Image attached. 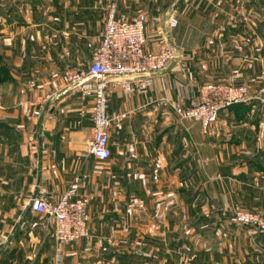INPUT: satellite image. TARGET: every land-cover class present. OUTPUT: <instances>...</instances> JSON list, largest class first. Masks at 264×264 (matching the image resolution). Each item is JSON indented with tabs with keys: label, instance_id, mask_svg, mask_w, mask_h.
I'll use <instances>...</instances> for the list:
<instances>
[{
	"label": "crops",
	"instance_id": "1",
	"mask_svg": "<svg viewBox=\"0 0 264 264\" xmlns=\"http://www.w3.org/2000/svg\"><path fill=\"white\" fill-rule=\"evenodd\" d=\"M113 1L146 13L144 49L166 39L178 57L144 90L109 81L121 128L98 162L82 155L93 97L68 75L87 69ZM233 77L264 86V0H0V264H53V225L27 207L38 177L56 202L76 175L89 231L59 247L64 264H264V234L231 211H264V104L223 109L206 131L169 106Z\"/></svg>",
	"mask_w": 264,
	"mask_h": 264
},
{
	"label": "built area",
	"instance_id": "2",
	"mask_svg": "<svg viewBox=\"0 0 264 264\" xmlns=\"http://www.w3.org/2000/svg\"><path fill=\"white\" fill-rule=\"evenodd\" d=\"M158 20L157 17L153 18ZM147 16L138 12L132 17L116 14V3L107 7L103 33L98 44L88 43L90 61L85 71L68 75L71 82L81 83L78 90L83 96H92V134L82 155L92 156L98 162L110 159V132L118 133L121 118L108 112L107 87L109 81L117 79L123 91L134 93L152 85L157 74L166 70L176 58L175 48L166 39L157 50L144 49ZM169 25H174L171 20ZM165 26V24L163 25ZM84 81H82L84 78ZM252 99L264 104V86L255 90L240 79L233 77L228 82H205L197 93L190 92L188 104H169L179 119L193 120L201 124L204 131L216 121L220 111L234 104L247 103ZM33 115H38L35 110ZM80 176L73 177L69 186L56 202H50L36 195L31 210L43 215L53 225L52 236L56 245L53 264H64L60 246H69L75 240L88 234L89 213L85 198L79 193ZM237 222L248 224L264 233V213L247 212L241 206H233Z\"/></svg>",
	"mask_w": 264,
	"mask_h": 264
},
{
	"label": "rangeland",
	"instance_id": "3",
	"mask_svg": "<svg viewBox=\"0 0 264 264\" xmlns=\"http://www.w3.org/2000/svg\"><path fill=\"white\" fill-rule=\"evenodd\" d=\"M178 56H176V58H177ZM256 89V88H255ZM0 96H1V94H0ZM235 204H237V205H239V206H241V208L243 209V210H245V211H247V212H255V213H264V211H248V210H246V209H244L243 207H242V205L241 204H239V203H234V204H232V207L231 208H233V206L235 205ZM231 211H232V218H233V220L235 221V222H237L236 220H235V218H234V215H233V209H231ZM47 220V219H46ZM46 222V221H45ZM237 223H239V222H237ZM240 224H243V223H240ZM248 225V224H247ZM251 226V225H250ZM252 227V226H251ZM258 234H264V233H260V232H258L254 227H252Z\"/></svg>",
	"mask_w": 264,
	"mask_h": 264
},
{
	"label": "water",
	"instance_id": "4",
	"mask_svg": "<svg viewBox=\"0 0 264 264\" xmlns=\"http://www.w3.org/2000/svg\"><path fill=\"white\" fill-rule=\"evenodd\" d=\"M177 1H179V0H176V2ZM39 181H40V177L37 178V183H36L35 191H34L32 197L30 199V202H29L28 207H27V211L30 210V208H31V202H32L33 198L37 195V191H38V187H39Z\"/></svg>",
	"mask_w": 264,
	"mask_h": 264
},
{
	"label": "trees",
	"instance_id": "5",
	"mask_svg": "<svg viewBox=\"0 0 264 264\" xmlns=\"http://www.w3.org/2000/svg\"><path fill=\"white\" fill-rule=\"evenodd\" d=\"M235 105V104H234Z\"/></svg>",
	"mask_w": 264,
	"mask_h": 264
}]
</instances>
